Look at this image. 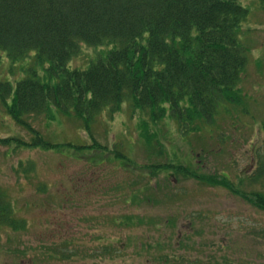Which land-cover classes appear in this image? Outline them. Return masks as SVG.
Returning a JSON list of instances; mask_svg holds the SVG:
<instances>
[{
  "label": "rangeland",
  "instance_id": "374dc122",
  "mask_svg": "<svg viewBox=\"0 0 264 264\" xmlns=\"http://www.w3.org/2000/svg\"><path fill=\"white\" fill-rule=\"evenodd\" d=\"M239 2L248 11L239 34L249 47L239 85L245 104L197 133L180 135L169 118L153 125L123 103L111 116L103 110L92 126L106 149L77 148L91 137L72 115L31 122L57 151L28 148L21 142L31 143L33 133L0 106V138L9 140L0 143V189L27 222L23 231L0 233V264H157L158 249L141 244L160 240L180 264H264V210L240 192L264 194V176L248 178L264 157V11L257 0ZM110 47L83 44L67 67L84 70ZM0 56V80L12 84L30 69L41 77L49 65L38 64L34 51L18 60L4 51ZM141 120L148 122L149 138L141 134ZM21 163L33 169L25 175ZM164 163L184 165L197 176L224 174L240 191L199 182ZM123 216L142 217V223L122 224ZM112 242L121 246L119 259L96 251ZM66 249L72 254L62 256Z\"/></svg>",
  "mask_w": 264,
  "mask_h": 264
},
{
  "label": "trees",
  "instance_id": "16d2710c",
  "mask_svg": "<svg viewBox=\"0 0 264 264\" xmlns=\"http://www.w3.org/2000/svg\"><path fill=\"white\" fill-rule=\"evenodd\" d=\"M257 1L264 11V0ZM247 16L239 0H0V51L11 60L34 51L38 64L49 63L41 77L30 69L14 84L1 79L0 106L16 125L33 133L31 143L21 142L28 148L57 151L31 122L72 115L91 137L90 144L77 148L106 149L93 137L92 126L103 110L111 116L123 103L153 125L169 118L180 135L197 133L203 125L212 126L220 113L245 104L239 85L249 62V47L240 42L239 34ZM83 44L111 47L84 70L68 68ZM139 127L142 136L149 138L148 122L141 120ZM4 139L0 143L9 144ZM20 165L25 175L33 169L29 163ZM169 166L199 182L240 191L224 174L218 179L197 176L181 164L161 165ZM255 168L248 175L252 182L264 176V157ZM240 192L264 210V194ZM111 218L119 224L118 217ZM120 219L126 225L142 223L138 216ZM26 228V220L0 189V233ZM169 245L160 240L141 247L158 249L157 264H180L171 249L165 251ZM99 250L115 260L121 246L112 242ZM68 253L72 254L66 249L60 254Z\"/></svg>",
  "mask_w": 264,
  "mask_h": 264
}]
</instances>
